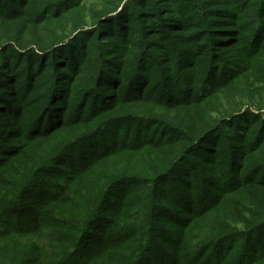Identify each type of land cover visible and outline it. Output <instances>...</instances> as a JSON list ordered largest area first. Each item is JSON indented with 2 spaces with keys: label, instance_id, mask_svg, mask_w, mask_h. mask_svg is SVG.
I'll use <instances>...</instances> for the list:
<instances>
[{
  "label": "trees",
  "instance_id": "trees-1",
  "mask_svg": "<svg viewBox=\"0 0 264 264\" xmlns=\"http://www.w3.org/2000/svg\"><path fill=\"white\" fill-rule=\"evenodd\" d=\"M20 137L61 143L4 180ZM28 237L9 264H264V0H0V245Z\"/></svg>",
  "mask_w": 264,
  "mask_h": 264
},
{
  "label": "rangeland",
  "instance_id": "rangeland-1",
  "mask_svg": "<svg viewBox=\"0 0 264 264\" xmlns=\"http://www.w3.org/2000/svg\"><path fill=\"white\" fill-rule=\"evenodd\" d=\"M19 139V138H18ZM19 144L20 146V153H17L15 151V156L12 158V165L7 166L2 173V178L4 180H11L13 179H22L26 175H22L21 173H18L17 170L21 169L24 172H28V168H37L40 163L43 161L45 162L48 158L51 157V155L57 150L58 146L60 145L61 142H51L50 139H40V140H25L24 138L19 139ZM223 150V149H222ZM226 164V163H224ZM223 164V167H224ZM222 167V168H223ZM222 172V171H221ZM202 176H205L207 178L213 179L214 176H218L220 173L218 171H210L209 169H204L201 171ZM215 178V177H214ZM200 181H194L193 185L198 184ZM149 188V186H148ZM14 190V187L12 188ZM134 201V205L136 206V209H141L144 208L149 201V196L145 193V188L144 186H137L135 188L134 193L131 195ZM60 211L64 213H69L70 209L69 207H60ZM167 224H171L170 221H167L165 219L164 221ZM168 228L174 229L173 225H169ZM205 230V231H201ZM206 233V228L205 227H195L193 230L189 231L190 234V240L187 241V246L189 247V251H194V246H198L203 240H198L194 237L202 236L203 234ZM5 242H8L7 244L0 245V251L4 254V257H0V264H9L8 258L11 256L13 259L17 258V255L19 252H28L32 253L34 252V247L37 243V240L34 239L33 237H28V238H17V239H7ZM25 244L27 246L25 247ZM131 247V246H130ZM26 248V249H24ZM126 247L123 250L120 251H115V253H111L108 256L101 258L96 264H116L115 261H120V260H125L127 256H129L130 248ZM18 249V251H15ZM128 249V251H127ZM46 255L49 253L46 251H43ZM192 254V253H191ZM7 255V256H6ZM35 256L38 258L42 256L41 253H37L35 251ZM19 260L18 262H20ZM17 262V263H18ZM38 264H46L43 261H41Z\"/></svg>",
  "mask_w": 264,
  "mask_h": 264
}]
</instances>
